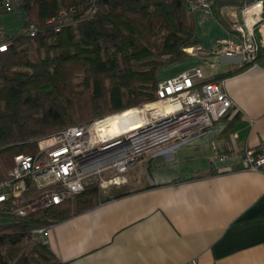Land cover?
<instances>
[{"label": "crops", "instance_id": "0c3cea01", "mask_svg": "<svg viewBox=\"0 0 264 264\" xmlns=\"http://www.w3.org/2000/svg\"><path fill=\"white\" fill-rule=\"evenodd\" d=\"M209 1L211 15L189 13L202 54L187 53L158 80L202 67L233 107L210 133L142 158L121 185L97 187L102 196L92 206L80 209L70 199L69 216L47 227L49 264H264V174L241 165L246 151L264 144V0L256 12L254 66L211 55L250 0ZM24 20L22 10L0 13V30L15 34Z\"/></svg>", "mask_w": 264, "mask_h": 264}, {"label": "trees", "instance_id": "16d2710c", "mask_svg": "<svg viewBox=\"0 0 264 264\" xmlns=\"http://www.w3.org/2000/svg\"><path fill=\"white\" fill-rule=\"evenodd\" d=\"M6 1L0 13L25 20L0 54V179L39 139L155 101L159 72L196 44L189 0ZM98 195L90 185L74 199L86 209ZM71 201L0 225V264H49L45 245L27 250L31 232L68 217Z\"/></svg>", "mask_w": 264, "mask_h": 264}, {"label": "built area", "instance_id": "2783aa9c", "mask_svg": "<svg viewBox=\"0 0 264 264\" xmlns=\"http://www.w3.org/2000/svg\"><path fill=\"white\" fill-rule=\"evenodd\" d=\"M4 6L7 11L13 10L9 0ZM260 6L259 0L242 6L241 23L232 21L231 34L218 41L211 55L237 59L244 66L256 65L260 42L254 27ZM188 8L206 16L212 13L209 0H189ZM251 15L255 17L252 20ZM6 35L0 30V54L10 45ZM189 53L202 54L199 48ZM205 64L213 67L210 62ZM156 95L155 101L64 128L39 139L34 154L15 156L12 168L0 179V209L9 217L25 218L73 199L90 185L101 190L121 185L128 169L140 159L155 157L210 133L233 107L222 83L206 81L202 67L160 80ZM156 104L159 106H153ZM126 111H137L141 124L115 136L96 134L98 123ZM241 165L264 174V144L257 152L246 151ZM46 231L33 230L30 245H46Z\"/></svg>", "mask_w": 264, "mask_h": 264}, {"label": "rangeland", "instance_id": "374dc122", "mask_svg": "<svg viewBox=\"0 0 264 264\" xmlns=\"http://www.w3.org/2000/svg\"><path fill=\"white\" fill-rule=\"evenodd\" d=\"M225 12L228 13L229 9H226ZM191 50L194 51L195 48L193 47ZM185 51L188 54H190L189 53L190 51L188 52L187 49ZM177 62H179V61H177ZM177 62H174V63H177ZM174 63L169 64V65L165 66L164 68H162V70L159 72V74L161 75L163 70L165 71V69H169V67H171V65H173ZM170 70L171 69H169V71ZM114 113H116V112H114ZM131 113L124 112V113L115 115V116H113V117H117V118H115V120H113V117L109 118V121L106 124H104L103 126H101V129L99 131L100 135L106 134L108 136H115V135H119L121 133H124L125 131L130 130L133 127L139 126V124H141L139 113L137 111H132ZM9 170L6 173H4L3 177L7 175ZM99 195L102 196L101 193H99ZM0 218L1 219L3 218V220L6 223L9 222V220H10V217H8V216H4V217H0ZM33 246L34 245H30V242H29L27 250L31 249Z\"/></svg>", "mask_w": 264, "mask_h": 264}, {"label": "bare ground", "instance_id": "6f19581e", "mask_svg": "<svg viewBox=\"0 0 264 264\" xmlns=\"http://www.w3.org/2000/svg\"><path fill=\"white\" fill-rule=\"evenodd\" d=\"M250 12V9H248V13ZM189 50V49H188ZM153 106H159V104H156V105H153ZM152 107V106H151ZM161 108H163L164 110H166V111H168L169 110V107H166V106H160ZM148 108H150V107H148ZM147 108V109H148ZM115 118H117V117H113V120H115ZM109 121V118L108 119H106V120H104V121H102L101 123H98L96 126H95V131H96V134H99L100 135V133H99V131H100V129H101V126H103L104 124H106L107 122ZM134 128H136V127H133V128H131V129H134ZM180 146V145H179Z\"/></svg>", "mask_w": 264, "mask_h": 264}]
</instances>
